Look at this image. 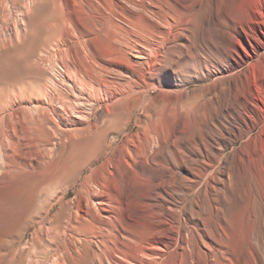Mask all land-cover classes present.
I'll list each match as a JSON object with an SVG mask.
<instances>
[{
  "label": "bare ground",
  "instance_id": "bare-ground-1",
  "mask_svg": "<svg viewBox=\"0 0 264 264\" xmlns=\"http://www.w3.org/2000/svg\"><path fill=\"white\" fill-rule=\"evenodd\" d=\"M71 1L90 52L75 48V87L102 112L44 166L37 137L53 121L37 108L24 119L0 68V250L58 204L73 264H264L263 12L246 0ZM95 37L116 55L111 77ZM65 184H77L66 201Z\"/></svg>",
  "mask_w": 264,
  "mask_h": 264
},
{
  "label": "rangeland",
  "instance_id": "rangeland-1",
  "mask_svg": "<svg viewBox=\"0 0 264 264\" xmlns=\"http://www.w3.org/2000/svg\"><path fill=\"white\" fill-rule=\"evenodd\" d=\"M120 2L128 8L137 9L126 0ZM246 3L252 11L264 14V0H246ZM72 10L71 0H0V68L7 76L4 84L12 98L22 97L24 119H33L31 109L37 108L40 117H49L54 123L46 120L43 134L41 132L37 137L40 138L37 141L41 146H38V151L41 149L39 154L43 155L42 164L52 158L57 161L65 158L71 151L70 140L87 132L89 123H94L102 112L101 107L94 112L88 104L87 94L75 87L73 61L76 49L82 56L90 52L85 37L76 36L70 20ZM107 44V39L95 37L93 45L100 56L97 61L104 66L106 76L111 77L117 70V66L111 63L118 60ZM29 131L31 135L32 130ZM113 134L110 133V136ZM231 150L228 147L224 154H230ZM1 164L0 160V170ZM87 173V169L82 171L83 176ZM65 185L68 190L66 201L73 197L77 184ZM121 195L118 197L122 202L129 201L128 193ZM54 206L42 220L45 222H40L41 216L34 224L28 222L20 229L6 233L0 252L7 254L9 264H73L66 256V247L71 243L66 239L67 225L71 222L67 210L63 208L65 205ZM62 238L68 242H63Z\"/></svg>",
  "mask_w": 264,
  "mask_h": 264
}]
</instances>
